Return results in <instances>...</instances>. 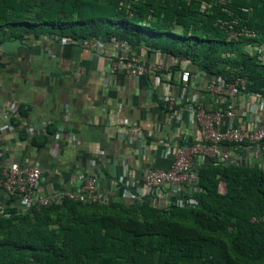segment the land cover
<instances>
[{
    "label": "trees",
    "instance_id": "trees-1",
    "mask_svg": "<svg viewBox=\"0 0 264 264\" xmlns=\"http://www.w3.org/2000/svg\"><path fill=\"white\" fill-rule=\"evenodd\" d=\"M203 1L211 0H0V43L29 33L126 41L135 52L159 50L209 73L246 77L264 98V59L247 46L264 44V0H228L209 12L201 11ZM232 12L254 38L226 39L217 20H231ZM248 148L244 142L234 152ZM263 164L264 155L206 158L195 206L113 198L68 199L26 213L10 208V217H0V264H264Z\"/></svg>",
    "mask_w": 264,
    "mask_h": 264
},
{
    "label": "crops",
    "instance_id": "crops-1",
    "mask_svg": "<svg viewBox=\"0 0 264 264\" xmlns=\"http://www.w3.org/2000/svg\"><path fill=\"white\" fill-rule=\"evenodd\" d=\"M127 46L123 41H94L86 48L52 33L1 42L3 162L40 167L44 193L76 189L86 174L97 171L102 189L129 201L123 177L132 174L139 182L146 164L136 130L156 129L160 136L161 125L190 139L196 138V130L188 117L180 123L169 118L160 99L166 87L153 76L113 69L114 59ZM136 53L152 57L144 48ZM148 144L157 166L171 165L172 157L161 155L157 139ZM241 154L243 159L249 156Z\"/></svg>",
    "mask_w": 264,
    "mask_h": 264
},
{
    "label": "built area",
    "instance_id": "built-area-1",
    "mask_svg": "<svg viewBox=\"0 0 264 264\" xmlns=\"http://www.w3.org/2000/svg\"><path fill=\"white\" fill-rule=\"evenodd\" d=\"M227 1H203L200 9L209 12L212 6L224 5ZM242 9L251 12L250 7ZM217 23L227 32L228 41L257 35L238 13L231 20L219 17ZM57 38L67 41L61 36ZM76 42L88 48L93 41ZM247 46L260 51L264 59V44L254 42ZM150 55L149 59L140 58L128 44L127 49L114 59L113 69L136 75L148 74L157 84L164 85L166 88L160 99L169 118L180 123L188 117L195 126L196 138L177 137L161 125L160 136L156 129L148 133L136 130L134 138L139 141V152L146 164L139 182L126 173L123 186L131 193L130 202L148 203L156 208L195 206L198 201L193 193L199 189L198 170L206 158L217 157L230 162L243 160L242 154L234 151L244 142L249 146L246 151L249 156L244 159L252 161L264 155V98L249 87L246 77L228 78L209 73L197 68L189 59L182 61L159 50L150 51ZM10 112L14 113L12 109ZM150 138L157 139L162 156L172 157L170 166H157L156 158L150 152ZM3 157L4 150L0 145V217H10L14 213L10 208L26 213L62 204L68 199L104 204L114 198L110 190L100 187L97 171L86 174L76 189L44 193L40 167L17 161L4 163Z\"/></svg>",
    "mask_w": 264,
    "mask_h": 264
},
{
    "label": "rangeland",
    "instance_id": "rangeland-1",
    "mask_svg": "<svg viewBox=\"0 0 264 264\" xmlns=\"http://www.w3.org/2000/svg\"><path fill=\"white\" fill-rule=\"evenodd\" d=\"M172 31H174L175 33H179L180 31V29H177V28H174V29H171Z\"/></svg>",
    "mask_w": 264,
    "mask_h": 264
},
{
    "label": "water",
    "instance_id": "water-1",
    "mask_svg": "<svg viewBox=\"0 0 264 264\" xmlns=\"http://www.w3.org/2000/svg\"><path fill=\"white\" fill-rule=\"evenodd\" d=\"M147 54L149 55V54H150V52H147Z\"/></svg>",
    "mask_w": 264,
    "mask_h": 264
}]
</instances>
